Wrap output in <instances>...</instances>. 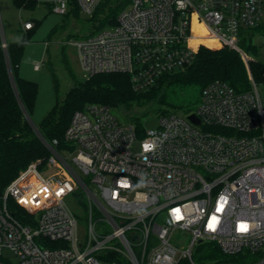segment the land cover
Segmentation results:
<instances>
[{
    "label": "built area",
    "instance_id": "built-area-1",
    "mask_svg": "<svg viewBox=\"0 0 264 264\" xmlns=\"http://www.w3.org/2000/svg\"><path fill=\"white\" fill-rule=\"evenodd\" d=\"M101 1L77 0L89 17ZM49 2L68 13V0ZM262 27L264 0H132L116 24L77 41L85 79L128 73L142 91L209 46L237 50L250 86L214 80L193 112L149 129L90 103L62 147L36 127L49 157L5 188L0 264H264V72L254 76L242 46Z\"/></svg>",
    "mask_w": 264,
    "mask_h": 264
},
{
    "label": "trees",
    "instance_id": "trees-1",
    "mask_svg": "<svg viewBox=\"0 0 264 264\" xmlns=\"http://www.w3.org/2000/svg\"><path fill=\"white\" fill-rule=\"evenodd\" d=\"M13 2L19 9L33 10L41 0ZM131 2L132 0H102L92 17L95 29H99L104 23L107 26L116 24L119 13ZM68 4L73 10L70 13L78 18L81 12L77 0H68ZM40 22L41 20H34V27L27 31L33 30ZM58 28L59 26L53 32ZM3 42L0 23V206L5 188L21 170L33 162L44 165L49 157L46 145L31 122L38 84L20 74L25 41L7 42V47L3 46ZM242 46L247 52H260V47L254 43L247 44L243 41ZM251 70L258 78L264 72V62L252 61ZM214 80L227 81L241 90L249 88V71L237 50L202 46L192 64L164 75L155 85L142 91L134 89L128 73L96 74L75 84L64 98H58L55 107L37 128L47 140L58 139L62 147L74 113L90 103L117 108L133 101L147 102L158 98L166 106L163 112L155 114L160 116L183 111L186 107L192 110L193 97L200 95L204 87ZM58 86L56 82V88ZM146 119L148 118L133 122L143 126Z\"/></svg>",
    "mask_w": 264,
    "mask_h": 264
},
{
    "label": "rangeland",
    "instance_id": "rangeland-1",
    "mask_svg": "<svg viewBox=\"0 0 264 264\" xmlns=\"http://www.w3.org/2000/svg\"><path fill=\"white\" fill-rule=\"evenodd\" d=\"M53 4L49 0H41L35 9H19L13 0H0V23L6 41L24 42V53L20 64L21 76L33 80L38 84V95L31 122L38 127L48 113L55 107L57 99L64 98L71 87L80 81L85 80L84 70L81 66L76 42L85 35L98 32L107 27L104 23L99 29H95L93 16L89 17L80 14L75 18L72 13V6L66 14L55 12ZM70 13V14H69ZM41 20V22L31 31H26L24 22ZM59 28L55 30V28ZM261 34L255 36L253 40H246V43H254L260 47L259 54L251 51V57L264 62V27ZM28 37V39L26 38ZM41 69L36 70V63H43ZM56 82L58 87L56 88ZM262 87V86H261ZM201 95L193 97V109L186 107L182 114L193 112L201 102ZM165 105L160 99L151 101L136 102L128 105H119L116 110L123 119L139 121L148 118L143 125L155 128L159 124V116L165 109ZM150 117V118H149ZM138 144L135 148H138ZM80 226L83 230L88 227L86 215L80 219ZM181 245H188V240H183ZM209 252H206V254Z\"/></svg>",
    "mask_w": 264,
    "mask_h": 264
},
{
    "label": "clouds",
    "instance_id": "clouds-1",
    "mask_svg": "<svg viewBox=\"0 0 264 264\" xmlns=\"http://www.w3.org/2000/svg\"><path fill=\"white\" fill-rule=\"evenodd\" d=\"M155 147L156 146L154 144H151V143H145L142 145L143 151H145V152L153 151L155 149ZM119 183L120 182L118 181V184ZM143 183H144L143 181H140V183L137 184V187L142 186ZM125 186H127V185H125Z\"/></svg>",
    "mask_w": 264,
    "mask_h": 264
},
{
    "label": "water",
    "instance_id": "water-1",
    "mask_svg": "<svg viewBox=\"0 0 264 264\" xmlns=\"http://www.w3.org/2000/svg\"><path fill=\"white\" fill-rule=\"evenodd\" d=\"M3 39L6 40L4 33H3ZM190 119H192L194 122H198V119H196L194 115H191Z\"/></svg>",
    "mask_w": 264,
    "mask_h": 264
},
{
    "label": "snow or ice",
    "instance_id": "snow-or-ice-1",
    "mask_svg": "<svg viewBox=\"0 0 264 264\" xmlns=\"http://www.w3.org/2000/svg\"><path fill=\"white\" fill-rule=\"evenodd\" d=\"M241 230H246L244 226H242V229Z\"/></svg>",
    "mask_w": 264,
    "mask_h": 264
}]
</instances>
